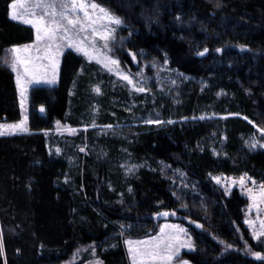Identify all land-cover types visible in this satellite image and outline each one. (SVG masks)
Here are the masks:
<instances>
[{
	"label": "trees",
	"instance_id": "trees-1",
	"mask_svg": "<svg viewBox=\"0 0 264 264\" xmlns=\"http://www.w3.org/2000/svg\"><path fill=\"white\" fill-rule=\"evenodd\" d=\"M14 1L0 0V122L10 123L22 114L5 61L35 38L11 18ZM95 1L132 33L121 63L132 67L135 54L149 64L146 74L169 75L175 86L168 96L156 89L138 96L66 52L57 85L30 91L29 132L0 136V264H83L69 259L87 244H100L103 264H131L123 238L155 233L163 209L206 227L191 228L195 249L184 257L192 264H264L242 249L264 254L243 223L246 199L237 189L227 196L212 179L247 174L264 182V0ZM97 85L105 109L94 118L87 109ZM112 110L154 123L117 136L92 128L88 155L70 141L64 153L49 154L44 131L58 122L115 124ZM124 165L134 167L128 177Z\"/></svg>",
	"mask_w": 264,
	"mask_h": 264
},
{
	"label": "rangeland",
	"instance_id": "rangeland-1",
	"mask_svg": "<svg viewBox=\"0 0 264 264\" xmlns=\"http://www.w3.org/2000/svg\"><path fill=\"white\" fill-rule=\"evenodd\" d=\"M14 2L20 4L21 0H15ZM12 2L11 5L14 3ZM86 3L92 4L95 3L99 5L100 7L106 9L113 17H117L121 20L119 16L114 14L108 7H106L103 4H100L96 2L95 0H85ZM23 7H19L16 9L18 18L13 19L11 16L12 8L10 5V16L13 20L19 21L21 23H24L28 26H31L36 35L35 27L32 24L25 23V19H36L39 17H43L46 22L50 21L51 17L49 13L52 11L51 8H44V7H36L37 4H52L56 6V12L59 13L62 9L60 7L61 4L70 3V0H22ZM90 14H93L94 18L95 16H102L103 14L99 13L98 11L93 12V10L89 9ZM33 13L35 15H33ZM69 15H73L71 11L69 10ZM79 16L81 19H83V13H79ZM122 21V20H121ZM105 26L107 29L111 30V34L109 35V38L107 41L100 38L99 35H95L91 32L89 29L88 31L81 32L79 28L75 29L73 32V38L74 39H83L85 42V46L89 48L90 51H93L94 58L90 59L88 56H85L83 52L77 51L76 48L68 47L66 41L58 40L57 43H60L63 45V54L59 57V70L58 73L55 76V82H48L52 79L53 73L51 70H49L47 73L44 74V78L40 79L38 82H32L30 84H27V91L23 97H21L20 87L17 85L18 93H19V102L21 107V114L22 117L18 122L10 123V122H0V125H12V124H19L25 116H27V131H16L12 134H5L0 136H6V135H13V134H22V133H28L29 132V94L32 88L39 87V86H45L49 88H53L57 85L60 75V66L63 56L66 54L68 50L74 51L79 56L83 57L86 61L89 63H94L101 67L104 71L108 72L110 75H113L116 80H118L124 87H126L132 94H137L138 96L142 95H148L153 92L154 89L158 90L159 92H162V95H171L172 89L174 88V83L172 82L169 75L166 76H152L150 74H146V67L149 64L142 65L140 61L138 60L137 56L135 54H131V59L133 62L132 67H125L119 58L118 53L121 51H124L125 49V42L131 37L126 36L125 32H123V22L119 25L116 24H110L107 20H100L97 22L95 27L98 31H105ZM36 39L34 38L33 42L23 44V45H17L12 47L9 50L7 62L10 65L11 61L13 59V52L12 49L15 47L23 48L24 45H34L36 44ZM30 52L32 55H36L34 49H30ZM40 54H43V48L41 47ZM118 61L117 64L111 63V61ZM47 63V62H46ZM107 64V67L105 65ZM150 68L154 71L157 70V67L155 68L154 65L150 66ZM15 74V80H16V73ZM124 76H128L129 79L132 81V83H129L128 80L123 79ZM17 84V83H16ZM121 85V86H122ZM135 85V87L133 86ZM142 87L145 90L144 91H137L136 88ZM99 89V91H96V89ZM95 93L93 94V98L91 99V103L87 109V112L92 116L96 117L100 115L102 110L105 108L103 105L100 104L99 99H101L103 92L101 91L100 87L97 85L94 88ZM23 101V107L22 105ZM138 103V102H135ZM144 104L143 102H141ZM140 104V103H139ZM137 105V104H136ZM145 105V104H144ZM43 109V111H41ZM127 109V108H126ZM126 112L122 115L117 114V112L111 111V115L115 117V124H107V125H83V126H74L69 122H63V123H56L55 128L52 130L44 131L47 137V149L49 154H62L65 152V147L63 148L62 143H68L74 142L75 145H72L71 148L75 149L79 153L83 155H88L89 148L87 141L85 142V135H87V131L89 129H95L96 134L99 135H116L115 132L116 129H121L122 131L131 132L137 127L141 125H151L154 123V121L149 118L148 116H131L132 112L129 110H125ZM39 112L42 115L46 114L45 107H40ZM151 121V122H149ZM117 136V135H116ZM78 137V138H77ZM83 137V138H80ZM83 139L81 142L80 140ZM76 140V141H74ZM264 147V143L262 144ZM67 152V151H66ZM69 154V152H67ZM124 169V177H128V175L132 174L134 167L132 165H129V167L126 165L122 166ZM241 177L244 178V183H240ZM219 178V182H217V179ZM212 179L214 183L219 186V188L226 194L227 196H230L232 192L237 189L238 192L246 199V206L243 208L244 218L243 223L248 231V234L252 237V239L258 243L264 245V237H261V239L257 240L254 235L253 231L260 229V221L264 220V198L261 197V192L264 191V188H261L262 185H264V182L258 181L251 176L245 174L241 175L239 177L235 176H228L224 174L219 175H212ZM251 190V191H250ZM253 197L256 199L254 200ZM170 210V209H163ZM172 211L171 217L165 218V215L160 214L158 217L157 222L155 221L157 228L155 233L145 236V237H138V238H132V237H124L123 238V244L125 245L129 259L131 261V264H133V258L131 253L129 252V246L127 244L128 240H131L133 242L137 241H149L154 238L161 236V229L164 228L165 225H178L179 228L185 229V232L179 233V240L184 242L186 246L180 247L178 254H176L173 259L168 262V264H192L190 261H188L184 254L190 251H193L195 249V242L193 237V230L191 228L196 229L195 224H201L202 228L204 230L206 227L204 226L203 222L200 221H192V220H186L185 217L179 216L180 219H174L173 215L176 214L175 210ZM252 222L251 224L249 222ZM188 224V225H187ZM198 229V228H197ZM198 230V231H201ZM165 232L170 235H176V230L172 228L165 229ZM191 244V247H188V244ZM100 244H87V245H81L79 246L75 252L73 253L72 257L69 259V263H75L79 262L81 260H85L83 264H97V262H101L103 264L102 259L99 256V249ZM245 252L250 254V256L256 258V259H264V254L261 253V258H257L253 253H256L258 251H251L248 246H244L242 248ZM146 264H164V262L161 261H149L146 262Z\"/></svg>",
	"mask_w": 264,
	"mask_h": 264
},
{
	"label": "snow or ice",
	"instance_id": "snow-or-ice-1",
	"mask_svg": "<svg viewBox=\"0 0 264 264\" xmlns=\"http://www.w3.org/2000/svg\"><path fill=\"white\" fill-rule=\"evenodd\" d=\"M23 7V3L18 4L14 2L11 5L13 19L18 18L16 9ZM36 7L51 8L52 11L49 13L51 19L46 22L43 17L36 19H25L24 22L32 24L36 30V44L34 45H24L23 48L15 47L12 49L13 59L11 61L10 67L13 72L16 73V83L20 87L21 97H23L27 91V84L32 82H38L40 79L44 78V74L49 70L52 71L53 77L48 82H55V76L59 70V57L63 54V45L57 43L58 40L66 41L68 47L76 48L77 51L83 52L85 56L90 59L94 58L93 51H90L83 39H74L73 32L75 29L79 28L81 32L91 30L95 35H99L101 39L107 41L111 30L107 29L105 26V31H98L95 25L100 20H107L110 24L119 25L122 21L113 17L106 9L100 7L99 5L92 3L88 4L85 0H70V3L61 4V11L56 12V6L52 4H37ZM93 12L98 11L103 14L102 16H93L90 14L89 9ZM69 10L73 15H69ZM83 13V19L79 16V13ZM33 15H35L33 13ZM41 47L43 48V54L41 55ZM30 49H34L37 53L32 55ZM207 51V49H205ZM219 51V50H218ZM203 55V53H200ZM47 62V63H46ZM5 63H8L5 61ZM113 64H117L118 61H111ZM107 67V64L105 65ZM123 79L128 80L129 83L132 81L128 76H124ZM135 87V85H133ZM137 91H144L142 87L136 88ZM96 91H99L97 88ZM23 107V101L22 105ZM43 111V109H41ZM151 122V121H149ZM159 121H157L158 123ZM27 116L19 124L12 125H0V135L12 134L16 131H27L26 127ZM264 133V129L260 130ZM257 142L255 139L252 141V146H255ZM217 182H219V178ZM240 183H244V178L241 177ZM264 188V185L261 186ZM251 191V190H250ZM261 197L264 198V191L261 192ZM255 200L256 198L253 197ZM167 216L169 213H163ZM252 223L251 221L249 222ZM172 228L176 230V235H170L165 232V229ZM185 229L179 228L178 225H165L161 229V236L154 238L149 241H137L133 242L131 240L127 241L129 246V252L133 258V264H146L149 261H161L164 264H168L173 257L178 254L179 248L186 246L184 242L179 240V233L185 232ZM254 237L259 240L264 237V220L260 221V229L253 231ZM191 247L189 243L187 245ZM230 247V245H229ZM257 258H261V253H253ZM101 264V262H97ZM187 264V262H185Z\"/></svg>",
	"mask_w": 264,
	"mask_h": 264
},
{
	"label": "water",
	"instance_id": "water-1",
	"mask_svg": "<svg viewBox=\"0 0 264 264\" xmlns=\"http://www.w3.org/2000/svg\"><path fill=\"white\" fill-rule=\"evenodd\" d=\"M208 49H207V51H205V50H203L202 52H200V53H203V55H201L200 53H199V56H207L208 55ZM163 213H169V215H170V211L169 210H166V211H164ZM169 215H167V216H169ZM174 218H177V215L176 214H174ZM197 228L200 230L201 228H202V225L201 224H197Z\"/></svg>",
	"mask_w": 264,
	"mask_h": 264
}]
</instances>
